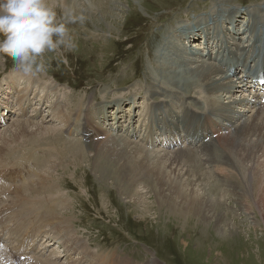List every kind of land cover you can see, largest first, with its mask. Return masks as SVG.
Returning a JSON list of instances; mask_svg holds the SVG:
<instances>
[{
  "label": "bare ground",
  "instance_id": "bare-ground-1",
  "mask_svg": "<svg viewBox=\"0 0 264 264\" xmlns=\"http://www.w3.org/2000/svg\"><path fill=\"white\" fill-rule=\"evenodd\" d=\"M63 1L66 2L68 7H73L78 12L79 8L82 7L76 0ZM111 5L110 15L114 17L116 22L120 17V12L125 10L120 8L121 5L118 2H113ZM207 7L209 11H206V15L194 17L184 24L176 26L171 24L166 27L161 33L164 37L156 45L157 48L155 47L157 53L153 56L155 58H151L149 55V61L151 62L148 74L150 82H147L148 86L143 87V89L146 94H149L152 104L146 115L148 118L146 127L148 134L146 136L144 134L142 141L145 138L148 139L151 134L152 145L160 141L159 145L164 146V154L143 144L144 142L140 143L135 140L138 139L137 135L140 131L134 125L133 116L130 115L127 119V113L121 103L122 100L109 102L99 107H88V105L84 108L86 98L82 96L77 100L74 98L76 101L71 103L73 104L71 110L66 108L67 106L60 105V102H57L52 108L55 118L59 121L67 119L70 122L77 123L76 121L81 116L83 117L80 131L94 147L95 154L99 157L96 163L97 166H93L98 168L99 171L102 170L104 176L100 175L103 178H112L117 183L124 182L126 190L142 180H144L142 181L144 183L151 181L152 187L158 191V194L161 193V189L164 187H169L168 191L170 193L173 188L178 197L186 200V202L190 201L187 205L193 204L195 209H192L194 211L198 212L197 208H200V211L203 210L202 215L204 217H202V221L210 224L212 223L211 216L214 218L215 212H217L214 208L216 207L215 204L214 206L210 205V202L212 204V197L210 196V200L202 198L204 195L199 197L197 194L193 196L187 194L186 189L196 185V182L208 184L212 180L214 186H216L214 183H218L226 190L231 186H235L233 197L252 199L251 201L257 206L259 200H264V161L262 160L263 163L258 161L260 156L262 159L264 157V103L257 91H251L252 86H248L246 82L251 80L250 84H252L254 78L264 79V39L261 38L264 33V25H259L260 38L257 37L256 39L258 25L254 24V17L261 18L263 15L262 9H250L248 14H245L240 9L231 10L226 8L223 10L222 6L216 2H211V0L209 4L202 5L200 8L206 9ZM87 8L85 7V9ZM80 12L88 14L89 10ZM247 15L250 16L249 21L243 22V17ZM100 19L104 22V16ZM211 21H217V23L213 24ZM173 27L174 29H172ZM106 28L109 33L112 30L118 33V27L115 25L107 23ZM201 38H204L203 44L194 46L199 42L195 41ZM203 45H207V47ZM257 51L258 53H256ZM191 53L195 55L192 56ZM239 71L245 74L232 78V74H237ZM14 82L15 78L11 75L6 85ZM32 85L34 86L33 83ZM32 85L30 84V86ZM246 88L251 91L247 95L243 94ZM53 90L52 83H46L43 92L47 95L44 94V96L46 95V98H48V94H51ZM236 93L240 95H236ZM9 96L11 95L9 94ZM31 97L33 98V96ZM194 100L200 101L203 106L199 107ZM135 101L134 99L133 102ZM6 102L8 104L9 99ZM7 108L11 109L10 105ZM97 114L100 115L101 123L109 125L111 130H105L101 125L95 123ZM17 122V129L10 136L11 141H7L9 140L7 138L2 140L0 153L1 149L3 151L10 148L9 152H12L10 158H16L13 165L18 166L19 169L27 167V171L22 172L24 176L22 175L21 181L15 185L10 184L16 182L11 178L6 181L0 180V195H10L8 199H5V196L3 197V202H5L7 208V215L0 222V233L3 238L7 237L4 244L9 241L8 239L14 237L15 240L16 238H22L23 243L33 236L43 237L41 231L50 225L49 222L52 219L53 221L54 219L58 220V217H53L50 214L52 212L49 213L48 211L53 210L52 205L61 207L65 203L60 194V199H56V202L54 200L53 204V199L48 198L47 195H50V192H58V189L55 191L56 188L53 182H50V179L56 177L55 173L60 176L63 174L64 164L68 160L71 165H77L78 162L82 163L84 159L81 154L85 153L82 144L73 141H61L60 143L59 139L58 141L55 140L56 146L53 144L41 147L43 140L40 143L41 137L36 138L33 135L45 136L43 139L46 136L48 139L50 136L54 138L58 133V136H61L60 128L57 126L44 127L38 124L37 131L30 134V131L28 132L29 122L23 120ZM75 133L74 130L70 136L75 137ZM48 139L45 140L48 142ZM207 139H210V141L208 142ZM178 142H181L180 145L181 147L184 145V148H179ZM50 143L52 142L50 141ZM175 144L178 147L176 151L168 152L167 149H170L171 145L175 147ZM160 153L162 154L160 155ZM6 158L8 157L6 156ZM6 158H1L0 163L3 159L5 162L9 160V158L8 160ZM188 159L198 162L196 164L198 171H194L197 167L194 168V165L188 164ZM106 161L109 168H107V173L104 174L106 169L103 166ZM39 165L42 170L37 174V171L40 170ZM178 167H181L183 171L185 169L184 177H186V180L183 179L184 177L178 176L180 178L177 180L179 184L172 187L166 179L168 174H174V168L177 169ZM42 171L45 174L41 175ZM12 173L9 170L11 176ZM15 176L16 174L12 177ZM45 181H48V184ZM202 187L204 188V186ZM133 188L131 192L136 191ZM207 188H204L206 192ZM165 195L162 197L159 194V198L174 200L169 196L170 194ZM2 204L1 202L0 206ZM221 214L219 213L215 217V229L217 231H224V225H226L227 219L224 218L226 215L223 217ZM10 225V229L6 231L5 227ZM55 227L58 228V235H62V238L69 241L71 240L72 246L74 245L73 249L78 250L79 254L86 257L89 264H145L131 261L116 254L96 255L94 257L87 245L80 242V239H76L75 233L70 230L65 221L61 222L60 219L56 222ZM229 232L234 233V230ZM46 238L48 239L50 236ZM10 245H7V248L14 259L13 250L15 248L10 247ZM21 246V244L18 245V249ZM34 260L35 264H56L49 258L35 257ZM148 264L160 263L152 258Z\"/></svg>",
  "mask_w": 264,
  "mask_h": 264
},
{
  "label": "rangeland",
  "instance_id": "rangeland-1",
  "mask_svg": "<svg viewBox=\"0 0 264 264\" xmlns=\"http://www.w3.org/2000/svg\"><path fill=\"white\" fill-rule=\"evenodd\" d=\"M76 2L82 7L79 8V12L72 7L74 12L87 17V22L83 26L79 24L68 25L77 48L73 52H64L61 49L60 53H49L47 59L50 67L46 74L30 79V82L29 79L22 78L19 73L14 71V65L9 58L0 57V118L1 114L4 113L5 115V117L2 116L5 123L2 121L4 124L0 126V147L3 139L7 138L9 139L7 141H11L10 136L17 129L18 122L16 123V121L29 122L28 132L30 131V134L37 131L38 124L44 127L57 126L52 106L60 102V105L72 108L73 104L71 103L76 101L74 98L82 96H85L87 106L90 103H98L99 100L114 102L117 99L123 101L128 97V102L123 101L127 102V106L122 103L127 113H125L127 119L130 115H133V118L136 116V124L140 125V123H146V121L148 123L147 116L146 119L142 118L146 110V98H148L143 87H146V81H150L148 74L151 62L149 57L152 58L157 54L155 49L164 37L161 34L163 29L171 24L175 26L184 24L194 17L206 15L209 6L206 9L200 7L209 4L210 0H76ZM113 2H118L121 5H119L120 8L125 10L120 12V17L116 22L114 17L110 15L111 3ZM211 2H216L223 7V10L226 8L231 10L240 9L244 10L245 14L250 9H262L263 15L257 25H264V0H211ZM63 3L66 5L65 1ZM85 7L88 8L85 9ZM85 10H89V13L80 12ZM56 11L58 15L61 14L60 8L57 7ZM102 14L104 22L100 19L103 17ZM245 17L242 19L243 22ZM246 19L248 20L249 17L247 16ZM211 22L213 24L217 23V21ZM107 23L117 26L118 33L115 30L109 33L106 28ZM120 37L121 39H127L128 43H118L117 40ZM202 40V38L196 40L195 42H199L194 46L203 44ZM191 54L192 56L195 55ZM244 74L239 71L237 74H232V78ZM11 75L15 78L21 77L20 81L24 82L21 87L16 85V90L20 88L18 91H21L22 87L27 84L30 86L33 83L34 86L32 85V87H36L34 90L38 94L34 93L32 95L31 91L27 92V96H33V98L30 97L29 102H26V97H18V94L11 89L12 86L10 87V84L6 85ZM246 82L248 86L251 85V80ZM46 83H52L54 89L51 94H48L50 96L48 102L45 101L47 99L43 92ZM251 91L246 88L243 94L247 95ZM236 95L240 94L236 93ZM7 99H9L8 104ZM134 99L135 102H133ZM20 104H23L27 109L24 118L20 116L21 114L18 111ZM8 105L11 109L7 108ZM103 129L111 130V127L106 124ZM139 131L136 141L144 142L143 144L164 154V146L159 145L160 141L152 145L151 134L148 139L145 138L142 141L144 134L148 131L147 128L145 133L141 129ZM58 135L59 133L56 135L58 138L54 135V138L50 136L49 139L46 136L45 139H48V142L43 139L45 136L42 137L40 134L33 136L36 138L41 137V140L39 139L40 143L43 140L41 145L50 146L54 144L56 146L55 140L58 141L59 139L60 143L62 141L61 136ZM85 142L88 141L85 140L82 144L83 152L86 153L81 154L84 159L82 163L78 162L77 165H71L68 160V162H65L66 165L64 164L63 174L60 176L54 172L56 177L52 178L53 181L50 179V182H53L56 188L55 191L58 189V192H50V195H47L48 198L53 199V204V201L56 202L60 194L65 203L61 207L52 205L53 210L50 207L52 211H47L52 212L50 214L53 217H58V220L54 219V221L58 222L60 219L61 222L65 221L70 230L75 233L74 236L77 237L75 238L85 243L94 257L96 255L116 254L131 261L145 264H148L152 258H155L160 264H264V200H259L257 206L251 201L252 199L233 197L235 186H231L226 190L225 187L219 184L220 188L222 187L220 189L218 183H214L216 185L214 186L212 180L209 181V185L196 182V185L186 189L187 194L192 196L197 194L199 197L204 195L202 198L206 199L212 197V204L210 202V205L214 206L215 204L216 206L214 207L217 211L215 217L219 213H222L223 217L226 215L224 217L225 220L227 219L224 231H217L215 229V217L211 216L212 223H204L202 221V217H204L202 215L203 210L200 211V208H197L198 212L194 211L193 204L187 205L190 201L186 202L174 193L172 187L179 184L177 180L180 179L179 177H184L185 169L183 171L181 167L174 168V174H168L166 179L169 181V185L172 186V192L168 191L169 187H164V190L161 189V193H159L162 197L166 196L165 194H170L169 196L174 198L173 201L160 199L158 191L152 187L151 181L144 183L142 182L144 180H142L136 183V187L133 186L136 191L131 192L132 185L128 188L129 190H126L124 182L117 183L112 178L102 177L104 176L102 170L99 171L98 168L93 166H97L96 163L99 157L95 154L94 147L89 143L84 144ZM9 151L10 148L3 151L1 149V158L10 156L12 152ZM168 152L173 151L168 150ZM262 160L264 161V157L262 159L260 156L258 161L263 163ZM9 161L13 165L14 160L9 158L6 161L7 164L4 161L5 163L3 162L1 166L3 164L10 165ZM188 161L189 165H194V168L197 167L198 162L196 160L193 162L188 159ZM103 167L106 169L104 170L105 174L107 168H109L107 161ZM196 170L198 171V167L194 171ZM43 172L41 175L45 174ZM0 176L3 177L1 170ZM183 179L186 180V177ZM12 180L14 181V179ZM45 182L48 184V181ZM202 186L204 188L208 187L207 192ZM3 197L8 199L10 195H0V198H2L0 203H3L0 208L6 211ZM144 200L146 201L144 202ZM54 221L52 219L49 222L50 225L41 231L43 237L33 236L28 239L30 243L39 244V249H42L39 253L41 259L49 258L56 264H89L86 257L79 254L78 250L73 249L74 245L72 246L71 240L69 241L62 238V235H58V228L55 227L56 222ZM232 230H234V233L229 232ZM45 233L50 234L48 235L50 238L47 239ZM0 237H2L0 241L3 240L1 242L4 244L7 237L3 238L1 233ZM18 239L15 240V237L8 239L9 241H6L7 243L4 245L9 246L11 244L10 247L15 248L13 250L14 259H17V264H21L18 262V258L20 255H24L22 250L25 248L26 243L22 242V238ZM20 244L22 246L18 249ZM49 245L50 247H48ZM45 250L48 251L46 255L44 254ZM60 250H63V252H60ZM18 251H20L19 254Z\"/></svg>",
  "mask_w": 264,
  "mask_h": 264
},
{
  "label": "clouds",
  "instance_id": "clouds-1",
  "mask_svg": "<svg viewBox=\"0 0 264 264\" xmlns=\"http://www.w3.org/2000/svg\"><path fill=\"white\" fill-rule=\"evenodd\" d=\"M86 22L85 15L76 14L63 0H0V57L9 58L22 78H37L49 70V53L76 50L68 25ZM0 264H17L2 243Z\"/></svg>",
  "mask_w": 264,
  "mask_h": 264
}]
</instances>
